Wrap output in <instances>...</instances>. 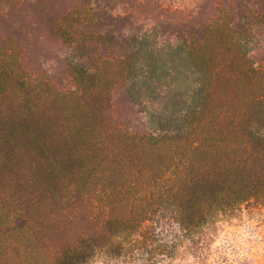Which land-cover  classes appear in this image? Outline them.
I'll return each mask as SVG.
<instances>
[{
	"label": "rangeland",
	"instance_id": "374dc122",
	"mask_svg": "<svg viewBox=\"0 0 264 264\" xmlns=\"http://www.w3.org/2000/svg\"><path fill=\"white\" fill-rule=\"evenodd\" d=\"M231 2L0 0V264L87 246L84 264H264V207L192 228L176 196L182 132L264 100L242 60L264 64V3L234 44L238 85L210 83Z\"/></svg>",
	"mask_w": 264,
	"mask_h": 264
},
{
	"label": "trees",
	"instance_id": "16d2710c",
	"mask_svg": "<svg viewBox=\"0 0 264 264\" xmlns=\"http://www.w3.org/2000/svg\"><path fill=\"white\" fill-rule=\"evenodd\" d=\"M263 3L264 0H232L225 13L222 12L227 15L226 21L215 23V34L206 41L213 43L209 79L214 90L221 87L220 79L223 76L229 82L234 80L236 85L241 80V75L234 68L239 60L233 50L234 44L243 30L241 25L244 21L250 33V19L256 15L258 18L263 17L262 13L258 14L251 9ZM218 12L221 13V10ZM229 38V42L222 41ZM223 44L225 51L221 49ZM249 55L248 51L243 53L242 60L250 63V74L258 70V74L264 76V64L260 69H255ZM216 60H219L218 64H214ZM213 65H221V73H218V69L213 70ZM240 85L246 86L241 82ZM194 103L195 107L202 109V104L197 101ZM248 103L251 106L257 104L258 108L246 106L247 109L237 113L231 109L225 114L206 116L195 132H182L187 136L179 137V143L192 142L179 146L182 152H179V185L176 195L179 198V213L185 216L192 228L207 224L215 216H232L244 208L264 207V100L250 99ZM180 225H183L182 220ZM79 249L61 252L56 263H86L91 256V247L87 246L82 251Z\"/></svg>",
	"mask_w": 264,
	"mask_h": 264
}]
</instances>
